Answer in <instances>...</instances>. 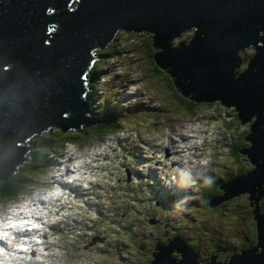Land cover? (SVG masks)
<instances>
[{
    "label": "water",
    "instance_id": "obj_1",
    "mask_svg": "<svg viewBox=\"0 0 264 264\" xmlns=\"http://www.w3.org/2000/svg\"><path fill=\"white\" fill-rule=\"evenodd\" d=\"M119 29L152 31L153 57L182 95L234 104L241 123L256 114L240 149L253 167L208 204L248 192L257 244L201 262L174 235L156 242L150 264H264V0H0V180L28 159L30 137L103 120L86 73Z\"/></svg>",
    "mask_w": 264,
    "mask_h": 264
},
{
    "label": "rangeland",
    "instance_id": "obj_2",
    "mask_svg": "<svg viewBox=\"0 0 264 264\" xmlns=\"http://www.w3.org/2000/svg\"><path fill=\"white\" fill-rule=\"evenodd\" d=\"M108 45H111L112 53L101 54L91 64V66L98 64L97 68L102 76L91 89L92 92H88L90 107L93 113L101 111V105L96 101L102 95H106L105 97L108 98L106 110H114L115 107L118 115H121L124 120L108 126V132L98 139L101 141L109 135L110 141L103 147L104 149L102 148L100 155L89 156L87 161L81 158L80 152L95 147L99 141L90 146L67 142L60 145L58 151L49 152L47 156L51 166L55 161H59L58 154L61 155L65 149L69 150L68 156L61 159L60 164L55 165L53 174L56 177L55 180L62 181L67 167L84 164L85 180L89 183V191H92L90 194L103 195L105 199L111 201L113 207L121 203L120 207L124 208L127 204L131 209L129 215H132L133 219L127 220L126 223L135 226V232H138L144 227V221L152 211L148 213L145 208V199L141 198L145 196V191L150 192L149 187H146L147 182L144 176L138 175L135 179L132 172L142 174V171L149 169L151 173L157 172L163 176V179L156 183L157 195H160L156 198L170 195V206H167V209L172 213L163 211L167 215L153 216L162 218L161 223L170 222L177 227L179 233L188 239L186 242L196 244L200 257L208 251L206 247L211 249L208 244L216 237L230 246L238 245L243 241L241 234L250 222V217L247 216L250 214L243 204L246 192L243 195L240 193L232 196L229 202L226 199L219 201L214 212H208L194 203L200 195V190L195 187V184L198 187V184L205 180L207 182L203 183L210 187L211 183L208 181L212 182V176L226 178L228 175L226 170L232 171L235 166H240V160H232L233 156L227 151V142L230 141V136L235 130L230 119L235 117L239 125L237 136L243 140L247 138L250 120L239 123L236 110L222 104L221 100L216 98L208 101L209 103H196L191 114L187 115L182 110L176 109L181 107L177 102L178 92H181L180 90L177 92L172 86L169 88L166 84L165 78L169 74L161 65L157 66L155 63V69L150 65L149 54L141 46L135 47V39L127 33V29L117 30ZM102 86L104 94L98 95ZM94 96H97V99H94ZM83 127L79 130L84 133L79 141H90L94 138L95 128H88V125ZM49 129L51 133H54V130L59 128L52 126ZM71 130L72 128L63 131L69 134L72 133ZM29 139L35 140L36 137L32 136ZM57 143L60 144V142ZM133 154L141 156L139 162L135 160ZM77 159L82 161L78 162ZM241 161L244 163L245 160L241 158ZM47 175L46 171L41 181L44 185L28 189L23 196H18L14 200L0 198V220L19 212L22 208L40 213L39 216H33L31 219L41 224L42 228L32 229V234L43 233L45 238L50 234L52 244H49L54 246V250L42 254L40 253L42 250L37 249L34 241H30L33 245V255L30 251L19 252V254L25 253L22 256L23 259H19L18 254L16 256L10 254L18 242L13 240L12 244L5 249L7 256L0 253V264H52V262L55 264H138L144 262V255L135 246V235L132 231L130 232L132 235H129L131 241H123L121 235L124 223H120L121 229L117 232L106 222L111 214L101 209L96 210L100 217L92 218L93 226L91 222L88 223V228L95 230V233L89 239H83L87 242L80 251H69L64 242L66 238L56 236L51 226L63 220V217L56 216L59 215L58 213L68 215L67 209L71 204L67 203L65 198H63L64 202L59 203L58 197L53 195L58 192V184H56L58 187H53L50 191L41 190L52 184L47 182ZM118 179H126L127 183L135 180L133 183L135 186L119 188ZM190 179H193L195 183ZM163 182L167 184L164 185ZM97 189L103 191L100 192ZM95 203L101 208V203L98 201ZM77 208L69 215H79L75 211L80 209L85 212L82 205ZM135 212H137L136 215L141 216L139 221L135 218ZM112 224L114 225L113 222ZM0 230H4L3 225H0ZM127 236L128 233L125 237ZM107 239L112 242L107 249H104L100 246V242ZM257 241L258 238L253 245H256ZM62 246L66 247L68 252L62 250ZM48 248L49 246L45 249ZM123 250H127V254ZM48 257H54V260L51 261Z\"/></svg>",
    "mask_w": 264,
    "mask_h": 264
},
{
    "label": "trees",
    "instance_id": "obj_3",
    "mask_svg": "<svg viewBox=\"0 0 264 264\" xmlns=\"http://www.w3.org/2000/svg\"><path fill=\"white\" fill-rule=\"evenodd\" d=\"M136 35L138 36V42L137 44L139 46H141V48H143L145 51H147V54H149V63L152 62L153 64L156 63L153 54L151 51L150 52V48L151 46H153L152 42H153V33L150 30H141V31H135ZM109 44V42H108ZM106 45L104 47H99L97 48L95 51V54L97 55V57H99L101 54L107 55V54H111L112 53V47L111 45ZM137 45V46H138ZM151 56L153 58H151ZM96 57V58H97ZM154 60V61H152ZM158 66H160L158 63H156ZM154 69L155 66L150 64ZM98 67V64L96 63V65H92L87 73H86V80H85V85L87 87V92L91 91V89H93V87L95 86V84H97L100 81V70ZM156 71V70H155ZM156 74H158L156 72ZM166 84H169L167 81V78L165 80ZM170 88V87H169ZM161 91V89H160ZM92 92V91H91ZM178 92V91H177ZM99 95V94H98ZM178 99L177 102L180 103L181 107H178L176 109H180L183 112H185L187 115L191 114V111L193 110V107L196 103L201 102V103H209L208 101L210 100H193L189 97H186L184 95H182L181 93L178 92ZM106 95H102V97L98 98V100L96 101L97 104L101 105L100 110H103L104 112V116H103V120L98 122L97 124H92L91 126L88 125V128H95L94 129V138L91 139L90 141L87 140H82L79 141L80 137L82 136L81 131L79 132V130H82L84 127L82 126L81 128L78 129H73L72 128V133L69 134H65L64 131L62 129H55L54 133H51V130L48 129L45 132L40 133L39 135H34L33 137H36V139H28V143L30 144V147L27 150V155H28V159L25 160L14 172H12L7 178L5 179H1L0 180V198L4 199V200H14L16 199L18 196H23L28 192V189H32V188H36L39 185H44L42 184V179L44 178V173L45 171L48 170L49 168V159L47 154L49 152H55L59 149L60 145H63L67 142H71V143H79L80 145H94L96 144L98 141V143L96 144V146L100 143V140L98 139L102 134H106L108 132V126L113 125L114 122H122L124 120L123 117H121V115H118L117 110H115L116 108L114 107V110H106V101L108 100L107 97H105ZM94 99H97V96H94ZM182 108V109H181ZM100 112V111H99ZM230 113V112H228ZM71 129V128H70ZM229 132V131H228ZM238 138H240L238 136ZM241 139V138H240ZM242 140V139H241ZM57 142H60L57 143ZM32 144L34 146H32ZM228 144V149L230 147L229 141L227 142ZM32 146V147H31ZM94 147H91L90 149H92ZM89 150V149H87ZM133 157L135 158V160H137V162H139V158H141L140 155H134ZM235 169V168H234ZM137 175L140 176H144V180L147 182V184H152V186L156 187V183L157 181H160L163 179V176L157 172H153L151 173L150 170H146V171H142L141 172H136ZM212 182H211V186H206V184H204L203 182H207L205 180L203 181H199L200 183L198 184L199 186L197 187L195 184V187L197 189H199L201 191V194H203L204 199L208 197H210L209 195L213 194V189L218 188L219 184L221 182H219V184L217 183V180L221 181L224 178H218L217 176H212ZM191 182L195 181L192 179H190ZM224 181V180H223ZM222 181V182H223ZM86 184L87 189L88 188V184ZM220 188V187H219ZM221 189V188H220ZM100 192H102L103 190L97 189ZM217 190V189H216ZM215 190V191H216ZM73 193V194H72ZM63 195H61V193H59V195H56L58 197L59 203L60 202H64L65 200H63V198L66 199V202L71 204L67 211L71 212L72 210H76L78 209L77 207H75V205H82L85 212L82 211V209H80L79 211H75V212H82L85 215H82L84 219L87 218H91V217H100V215L96 212L97 207H94V204H88L85 201V198H87V196H89L90 198H94L95 200H100L102 201L104 204L107 205V210L105 208H103V211L106 213H109L111 215H109L108 220L106 221L107 223H109L117 232L120 226V223H124L123 225V231H122V235L124 240H130V236L132 235L130 232L132 231L133 235H135V226H131L129 224L126 223L127 220L129 219H133L132 215H129V211L131 212L130 207L127 206V204L123 207L119 206L117 207H113L112 203L110 200H107L103 197V195L98 196V195H87L84 197V195L82 193H80L79 191L75 190L72 186L68 185L65 188V193H62ZM72 194V195H71ZM201 194L199 195V197H202ZM165 196L167 199V202L170 201V195H163ZM162 196V197H163ZM161 197V198H162ZM164 197V198H165ZM77 199H79L80 201H77ZM135 200V199H133ZM128 203H132L131 201H128ZM174 203V202H172ZM75 204V205H73ZM56 206H58V203H56ZM111 207H113V209L111 210ZM55 209V208H54ZM57 210V209H56ZM123 212H125V215H123ZM112 213L114 215H112ZM59 215L56 216H60L63 217L64 219L67 218V215H63L58 213ZM135 220V218H134ZM92 223L93 226V222L90 220H85L83 221L78 229L80 230V232H82V234H77L74 230H69L67 228L66 225H64V223L60 222L59 224L64 226L63 229H60L59 226H54V234L56 236H61L66 238L65 239V246L68 248L69 251L73 250V251H80L81 248L83 247V245L86 244V240H83L84 238L89 239L94 233L95 230L91 229V228H87V223ZM112 222L114 223V225L112 224ZM126 223V224H125ZM135 224V221H134ZM128 233V236H126V234ZM112 242V240L107 239L105 241L100 242V246L103 247L104 249H107L108 246L110 245V243ZM14 247V246H13ZM64 248L63 246L61 247L62 250H64L65 252H68L67 248ZM12 254V252L10 253ZM19 256H24L25 253H21L19 254ZM116 256V255H115ZM24 261V260H23ZM26 264V263H23ZM140 264V263H138Z\"/></svg>",
    "mask_w": 264,
    "mask_h": 264
},
{
    "label": "flooded vegetation",
    "instance_id": "obj_4",
    "mask_svg": "<svg viewBox=\"0 0 264 264\" xmlns=\"http://www.w3.org/2000/svg\"><path fill=\"white\" fill-rule=\"evenodd\" d=\"M159 49L160 48H156L154 46H151L150 52L153 51L152 54L154 55V52H156ZM151 58H153V57L151 56ZM152 61H154V60H152ZM150 64L155 66V64H153L152 62H150ZM166 72L169 74L166 77L167 81L169 83L167 85L169 87L172 86L173 88H175L178 91L179 89L175 85L172 76L170 75V73L168 71H166ZM169 77H171V79ZM166 78H165V80H166ZM171 81L174 84L170 83ZM177 96H180V95H177ZM174 100H176V99H174ZM229 106H231L233 110H236V114H237L236 118L238 119V122L240 123L239 115H238V112H237L235 105L230 104ZM255 116H256V114H252L251 117L249 118L250 123L248 124V127H247V136H246L247 138H246V140H243V139L241 140L237 136V131L239 129V125L237 124L235 117L233 119H230V122L232 124H234V126H235V130L233 131V135L230 136V141H229L230 147L227 151H229V154L231 156H233L232 160H235V159L240 160V166H235V169L232 171L226 170L228 172V175L223 180H227V179L234 177V176L242 175L253 167V163L250 160L248 154L240 152V149L244 148V147H249L251 145V141L249 140L248 136H249V134H251L250 133V124L254 121ZM240 157L243 160H245L244 163L241 161ZM132 174H133V178H135V179L138 178V175L136 172H132ZM223 180H221V181L217 180V183L219 184V182H222ZM121 181H123V183H121ZM117 182L119 183V188L127 187V186L128 187L135 186V184H133L135 182V180L127 183L126 179H124V180L118 179ZM147 186L149 187L150 192L145 191V196H143L141 198L143 200L145 199V208L147 209L148 213H150L151 211H152V213H151V215H149L148 218L145 219L144 227L140 231L135 232V239H134L135 246L137 247L138 251L144 255V262H141L140 264H150V262L153 258L152 251H154V246H155L157 241L161 242V243H166L174 235L181 236L185 241L188 240L187 238H185L183 235H181L179 233V231L177 230V227H175L173 224H171L170 222L161 223L162 218H160L158 216H153V215H167V213H171L169 211V209H167L170 205H169V202H167V200H166L167 198L165 196H163L160 199L156 198V197H160V195H157L158 190L156 189L155 186H152L150 184H147L146 187ZM146 190H147V188H146ZM220 191L224 192L223 190H221L219 188L216 191H214L213 194H211L209 196L211 197V196L216 195V194H221ZM244 192H246V191H244ZM244 192H241L242 195ZM200 194H201V191H200ZM201 196L202 197H199L194 203H196L201 208L203 207L204 210H206L208 212H212L217 207L219 202L215 203L214 205H209L208 204L209 199H207V198L204 199L203 194H201ZM210 197H208V198H210ZM230 198L231 197L226 199V200H228L227 202L231 201V200H229ZM244 199H245V201L243 202V204H244V206H246V210L250 214V215H247L248 217H250V222L247 224L248 230L247 229L244 230L243 233L241 234V238L243 239V241L240 242L238 245L230 246L227 242H222V241H220V239L218 237H216V239L210 240L208 247H210L211 249H208L206 247L205 249L208 251L204 252L205 255L202 257H200V252L197 249L196 244H193V243L190 244L195 248V250H197L196 252H197L198 257H200L199 258L200 261H202V262L203 261L204 262H206V261L227 262V261H229L230 255L232 253L241 252L242 248H245L249 245H253L256 242V240H257L256 221H255L254 215L252 214L253 207H252L248 192H246ZM148 201L150 203H148ZM135 211H137V210H135ZM163 211H165L167 213H164ZM136 213L137 212H135V215H136ZM135 218H137V220L139 221V218H141V216L136 215ZM159 224H161V225H159ZM161 227H162V229H159ZM160 230H162V231H160ZM231 236H233V235H231ZM33 252H34V250L30 251V253H33Z\"/></svg>",
    "mask_w": 264,
    "mask_h": 264
},
{
    "label": "built area",
    "instance_id": "obj_5",
    "mask_svg": "<svg viewBox=\"0 0 264 264\" xmlns=\"http://www.w3.org/2000/svg\"><path fill=\"white\" fill-rule=\"evenodd\" d=\"M115 33H114V35H115ZM127 33H129V35H131V37L135 39V47H136L138 45L137 44L138 36L136 35L135 31L134 30H127ZM103 88L104 87L102 86V89L99 91V95H102V93L104 94ZM109 141H110V136L108 135L107 137L102 139L100 141V143L97 146H95L94 148L89 149V150L86 149V150H83L82 152H80V154L82 156L81 158H83V160L86 159V161H87L88 160L87 158L89 156L100 155V153L102 151V148L104 146H106V144ZM68 153H69V150L65 149L62 152L61 155H59V154L57 155V157H60L59 161H55L53 163V165L49 166V168L47 170V173H48L47 182H52V184L50 186L48 185L47 187L42 188L41 190L44 191V192L50 191L53 187H58L56 185V184H58L59 185L58 192L61 193V195H63L62 193H65V188L68 185H70L75 190H77L80 193H82L84 195V197L87 196V195H90V193H92V191H89V189H87L86 184H85L86 180H85V174H84V164L73 165V167H67L66 170H65V173L63 174V177L61 179L62 181L61 182H57L55 180L56 177H54V175H53L54 172H55V165L60 164V160L61 159H65L68 156ZM77 161L81 162L82 159H77ZM49 163H50V160H49ZM45 173H46V171H45ZM163 183L165 185L166 182H163ZM173 187H175V186H173ZM77 201H80V200L77 199ZM85 201L88 204H94V207H97V210L101 209L103 211V208H105L106 210L108 208L107 205L104 204L102 201L95 200L94 198H90L89 196H87V198H85ZM96 201L101 203V205H102L101 208H99L97 203H95ZM73 205H75V204H73ZM78 206H81V205H75V207H78ZM69 214H70V212H68L67 218L66 219L63 218V220L61 222L64 223V225H66L69 230H74L77 234H80V233L82 234V232H80V230L78 229L79 225L85 220L92 221V218H93V217H91V218L84 219L82 215H85V214L82 213V212H76V214H79V215H69ZM54 226H59L60 229L64 228V226L60 225L59 223H56V225H52L51 227L54 228ZM87 226H88V223H87ZM121 238H122L123 241H125L123 237H121ZM49 243L52 244V237H51L50 234L47 236V238L44 237L43 233H40L39 235H36V241H34V244H36L35 246L37 247L38 250H42V251H40V253L47 254V253H49V252L54 250V246L50 245ZM47 246H49V248L45 249ZM123 252L125 254H127L128 251L127 250H123ZM33 253L31 255H33ZM48 259L53 261L54 257H48ZM52 264H55V262H52Z\"/></svg>",
    "mask_w": 264,
    "mask_h": 264
},
{
    "label": "snow or ice",
    "instance_id": "obj_6",
    "mask_svg": "<svg viewBox=\"0 0 264 264\" xmlns=\"http://www.w3.org/2000/svg\"><path fill=\"white\" fill-rule=\"evenodd\" d=\"M54 196L59 195V192L53 193ZM40 213L22 208L19 212L7 216L0 220V225H3L4 230H0V253L7 256L5 249L12 244L13 240L18 242L13 249L12 255L16 256L19 252L31 251L33 245L30 241H36V235L32 234V229H40L42 225L31 219L33 216H39ZM23 259L22 256L18 257ZM39 259V257H37Z\"/></svg>",
    "mask_w": 264,
    "mask_h": 264
},
{
    "label": "clouds",
    "instance_id": "obj_7",
    "mask_svg": "<svg viewBox=\"0 0 264 264\" xmlns=\"http://www.w3.org/2000/svg\"><path fill=\"white\" fill-rule=\"evenodd\" d=\"M112 38H113V37H112ZM110 41H111V40H110ZM110 41H109V42H110ZM208 183H211V181L209 180Z\"/></svg>",
    "mask_w": 264,
    "mask_h": 264
},
{
    "label": "bare ground",
    "instance_id": "obj_8",
    "mask_svg": "<svg viewBox=\"0 0 264 264\" xmlns=\"http://www.w3.org/2000/svg\"><path fill=\"white\" fill-rule=\"evenodd\" d=\"M217 101V100H216Z\"/></svg>",
    "mask_w": 264,
    "mask_h": 264
}]
</instances>
